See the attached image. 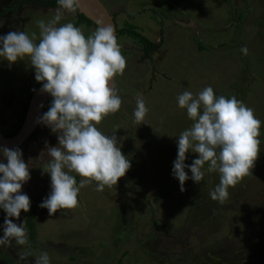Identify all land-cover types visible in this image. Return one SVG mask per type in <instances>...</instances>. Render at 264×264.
Here are the masks:
<instances>
[{"label":"rangeland","instance_id":"1","mask_svg":"<svg viewBox=\"0 0 264 264\" xmlns=\"http://www.w3.org/2000/svg\"><path fill=\"white\" fill-rule=\"evenodd\" d=\"M17 1L0 0V35L22 31L32 38L35 33L38 43L37 22L47 23L59 6L29 1L12 9ZM99 1L108 12L116 10L119 28L125 22L120 14L129 13L125 27L143 31L155 43L160 40L159 48L143 57L136 39L129 34L118 37L126 59L123 74L114 77L121 107L96 125L102 134L116 136L131 167L117 185L103 191L96 190L97 181L80 188L73 209L38 218L27 212L31 224L23 227L30 244L13 240L10 246L0 245V264H23L21 257L28 252L34 260L47 252L50 264H76L67 255L77 252L80 264H264V0ZM76 17V12L65 11L57 27L71 22L86 38L95 32V26L75 25ZM176 19L194 26L183 28ZM37 83L30 58L9 65L0 57L2 133L11 128L27 90L32 93ZM208 86L217 97L234 96L261 121L260 153L252 173L229 187L224 204L210 197L220 174L209 173L207 163L202 181L188 179L183 192L172 175L178 136L194 123L177 98L185 91L196 98ZM138 97L149 109L148 124L134 123ZM49 108L44 106L40 116ZM35 127L37 138H26L13 148L22 150L36 182H50L49 194L51 177L43 167L52 158L44 154L49 146H58V134L39 118ZM198 155L189 150L185 163L190 165ZM185 171L191 177L190 169ZM78 176L77 187L85 179ZM22 212L19 219L11 218L17 225L23 223ZM5 217L0 209V236Z\"/></svg>","mask_w":264,"mask_h":264},{"label":"clouds","instance_id":"2","mask_svg":"<svg viewBox=\"0 0 264 264\" xmlns=\"http://www.w3.org/2000/svg\"><path fill=\"white\" fill-rule=\"evenodd\" d=\"M57 2L55 16L47 23L37 22L38 43L34 42L35 33L32 38L22 31L0 35V57L9 65L30 58L35 79L42 82L41 91L53 98L48 111L39 117L40 123L58 134V146L47 148L52 159L43 167L51 177V192L39 205L48 209L50 217L58 210L77 207L80 188L97 181L96 190L103 191L105 186L117 185L131 167L130 160L117 146L116 136H106L96 127L104 117L116 113L122 103L116 94L114 77L123 74L126 59L121 54L115 30L111 25H100L86 38L71 22L57 27L65 11H77L80 0ZM177 99L178 106L186 109L194 123L178 136L172 175L183 192L188 179L195 183L202 181L207 163L209 173L220 174V183L210 192V197L224 204L229 199V187L252 173L260 153L261 121L234 96H215L211 86L196 98L185 91ZM136 105L134 123L148 124L145 117L149 109L144 99L138 97ZM189 150L199 154L190 165L185 163ZM0 153L7 160L0 162V209L6 213L0 245L10 246L13 240L17 245H29L23 224L17 225L11 219H19L21 210H30L29 196L21 193L22 185L31 179L29 166L18 147L0 146ZM186 168L190 169L191 177ZM72 172L85 178L79 187ZM31 255L28 252L21 259ZM35 264H50L47 252L35 257Z\"/></svg>","mask_w":264,"mask_h":264},{"label":"water","instance_id":"3","mask_svg":"<svg viewBox=\"0 0 264 264\" xmlns=\"http://www.w3.org/2000/svg\"><path fill=\"white\" fill-rule=\"evenodd\" d=\"M78 11L95 25H111L115 30L112 15L99 0H80ZM41 89L42 84L31 93L24 121L17 133L12 136H6L0 131V146L13 148L21 144L33 132L46 101L52 97L50 94L42 92Z\"/></svg>","mask_w":264,"mask_h":264},{"label":"flooded vegetation","instance_id":"4","mask_svg":"<svg viewBox=\"0 0 264 264\" xmlns=\"http://www.w3.org/2000/svg\"><path fill=\"white\" fill-rule=\"evenodd\" d=\"M16 3V2H15ZM14 3V4H15ZM13 4V5H14ZM24 4V3H23ZM39 5V4H38ZM17 6V5H16ZM39 6H41V5H39ZM13 7V6H12ZM53 7H56V6H53ZM15 8V7H14ZM14 8H12V9H14ZM108 10V9H107ZM116 11V10H115ZM115 11H109V13L112 15V18H113V21H114V23H115V30H116V37H117V39H118V37L119 38H123V36H127V33L125 32L123 35H119V30L121 29V28H123V27H125L126 26V22L127 21H130L129 20V18L131 17V14H129V13H122V14H120V16L122 17V19H124V24H123V27H120L119 28V26L116 24V16L115 15H117V14H115L116 12ZM116 21V22H115ZM129 23V22H128ZM174 23L176 24V25H179V26H181V27H190V26H194V24H191V22H190V20L187 22V20H182V19H176L175 21H174ZM126 28V27H125ZM138 32V31H137ZM143 32V31H142ZM142 32H140L139 31V34H141V35H144V36H146L145 34H143ZM162 35V34H161ZM147 37V36H146ZM148 38V37H147ZM158 42H160V40L158 41ZM124 45L125 44H120V49H124ZM159 48V47H158ZM157 48V49H158ZM157 49H154V50H157ZM144 50V47L142 46V51ZM142 55H143V53H142ZM147 57V56H146ZM40 82H38L37 84H39ZM24 86H27L26 84H24ZM37 86V85H36ZM30 89H28L27 91H28V98H30V96H31V91H29ZM29 100V99H28ZM45 107H47V108H49L50 107V104H47V102L45 103V105H44ZM36 128V127H35ZM34 137L32 136V135H29V137H28V139H35V138H37L38 137V134H37V131L34 129ZM32 134V133H31ZM14 149V148H13ZM49 157V155H48V152L46 153V154H44V158H48ZM0 162H3V163H7V160H6V158L5 157H3V155H2V153H0ZM27 164H28V166L30 167L31 165H30V163L29 162H26ZM71 174V173H70ZM46 175H48L47 177H50V174H46ZM30 176H31V174H30ZM37 180V178H36V176H31V179L27 182V183H24L23 185H22V189H21V193L22 194H26V195H28V194H30V193H34V195L33 196H31V197H29L30 198V210L28 211V214L30 215V211H33L34 209H35V214L33 215V217L34 218H38V216H41V215H43L44 213H46L47 214V212H48V209H46V208H41L39 205L42 203V201L50 194H48V189H49V186H50V182H48L47 183V181H45V183H43V184H39V182H36L35 180ZM37 181H39V180H37ZM78 183H79V176H78ZM78 183H77V185H78ZM29 196V195H28ZM22 213H24L25 215H24V217L23 218H21V221L23 222V223H21V224H23V225H25V222L28 224V225H30L31 224V222H29L28 220H30V217H28L27 215V212H22ZM67 214V211L66 212H64V215H66ZM31 216V215H30ZM31 228H29V230H30ZM34 241H35V243L34 244H36V238L34 239ZM30 251V250H29ZM76 252H77V250H76ZM67 255V254H66ZM68 256V258L71 260V261H73L74 260V258H75V263L76 264H80V263H82L81 261H80V258H81V253H79L78 254V252H77V255H74V254H68L67 255ZM33 262H35V260L32 258V255L31 256H28L27 257V259L26 260H24L22 263L23 264H34Z\"/></svg>","mask_w":264,"mask_h":264},{"label":"trees","instance_id":"5","mask_svg":"<svg viewBox=\"0 0 264 264\" xmlns=\"http://www.w3.org/2000/svg\"><path fill=\"white\" fill-rule=\"evenodd\" d=\"M29 1H34L41 6H59L57 0H19L13 5L12 8L16 7V5L23 4V3H26ZM76 14H77V17H76L77 20L75 21V25L76 24H84V25H89V26L92 25V26L98 27L90 19H88L82 13H80L78 11V9L76 11ZM131 28L132 27H129V24H128V27L121 28L119 30V35H123L126 32L127 35L129 34L131 37L136 39L137 42H139V44H141V46L144 47L143 57L148 56L151 51H154V49H157L160 46V42L155 43V42L151 41L149 38H147L146 36L139 34V32H137L135 29H133V28L131 29ZM40 84H42V82H40L36 86V88ZM28 99L29 98H27V100L22 104V106L18 112V116H17L16 120L13 122L11 128L3 133L4 135L12 136L15 133H17V131L20 129V127L24 121V118H25V113H26L27 106H28ZM52 99L53 98L51 97L49 99V101H47V104L51 103ZM30 135H32L34 137L35 134H34V132H32V134H30ZM71 175H73L75 177V179L78 183V174L72 172ZM34 214H35V209L33 211H30L31 216H33Z\"/></svg>","mask_w":264,"mask_h":264}]
</instances>
